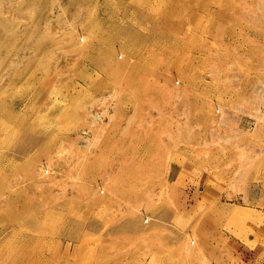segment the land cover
Instances as JSON below:
<instances>
[{"label":"rangeland","instance_id":"rangeland-1","mask_svg":"<svg viewBox=\"0 0 264 264\" xmlns=\"http://www.w3.org/2000/svg\"><path fill=\"white\" fill-rule=\"evenodd\" d=\"M0 264H264V0H0Z\"/></svg>","mask_w":264,"mask_h":264},{"label":"bare ground","instance_id":"bare-ground-1","mask_svg":"<svg viewBox=\"0 0 264 264\" xmlns=\"http://www.w3.org/2000/svg\"><path fill=\"white\" fill-rule=\"evenodd\" d=\"M45 169H46V168H45ZM45 169H43V173H45V174H46L47 172H46V170H45ZM42 175H43V174H42Z\"/></svg>","mask_w":264,"mask_h":264}]
</instances>
